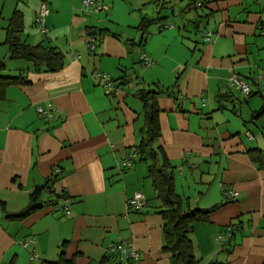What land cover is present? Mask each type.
<instances>
[{
  "label": "crops",
  "instance_id": "0c3cea01",
  "mask_svg": "<svg viewBox=\"0 0 264 264\" xmlns=\"http://www.w3.org/2000/svg\"><path fill=\"white\" fill-rule=\"evenodd\" d=\"M41 1L0 0L3 74L24 81L8 85L0 100V264H46L62 251L75 264H118L109 248L119 240L139 253L124 264H172L153 160L136 153L145 125L138 90L156 84L174 93L158 97L154 148L173 167L185 206L217 207L188 234L196 264H264V167L248 154L264 151V0H204L197 11L191 0H96L106 12H91L83 0H45L51 43L36 27ZM16 11L19 38L62 51L61 70L36 71L10 57L7 27ZM159 15L143 36L142 22ZM144 53L154 60L149 68L140 64ZM233 74L251 95L228 84ZM108 77L117 80L114 96L104 89ZM49 104L51 118L37 110ZM54 172L53 187L69 195L71 212L64 198L45 193L47 206L11 217ZM136 192L147 200L140 211L128 208Z\"/></svg>",
  "mask_w": 264,
  "mask_h": 264
},
{
  "label": "trees",
  "instance_id": "16d2710c",
  "mask_svg": "<svg viewBox=\"0 0 264 264\" xmlns=\"http://www.w3.org/2000/svg\"><path fill=\"white\" fill-rule=\"evenodd\" d=\"M205 5L206 2L204 0H191L188 7L192 10L197 11L198 9L204 8ZM162 19H164V17H161L159 15L152 20L143 21L140 25L142 35L145 36L149 31V27L154 23L161 22ZM22 27V15L19 13V11H16L12 18L9 20V25L7 27L6 43L9 46L10 57L13 59H23L32 63L36 71L45 70L50 72H56L61 70L65 66L66 55L62 51L58 50L56 47L51 46L47 43L30 45L22 41L19 38ZM163 28H165V25H163L160 29ZM90 34L91 36H93L92 33ZM202 38L204 39L203 34ZM140 64L143 67L146 66V63L142 58L140 59ZM153 64L154 63H152L151 65ZM5 70V62L3 60H0V100L4 98L5 91L8 85L24 82L21 75H4L3 72ZM101 74L103 75L102 72ZM110 80L115 86L116 91H113L107 95L114 96L118 92V84L116 79L111 78ZM173 93V89H163L157 84L155 88H149L146 86L138 90V95L143 101L145 107V125L141 131L142 140L140 145L138 146L136 153L138 154V158H140V160L147 158V154H149L151 156V159L153 160V164L150 166V172L153 177L155 189L157 191V198L160 201L159 207L162 208L160 212L164 215V218L166 219V245L164 246V250L171 254L172 264H196L193 245L188 234L193 229V224L196 221L208 220L210 213L214 211L217 207L205 209L198 207L192 208L190 205L185 206L181 196L177 193L175 188L174 175L172 171L173 167L166 160L164 154H159V152H161V146H157L158 150L157 148H154L156 140H158V138L160 137V108L158 105V97L159 95L172 96ZM51 113L52 116H54V111L52 109ZM40 114H43L47 117V115L44 113ZM248 154L254 163L258 164L260 167H264V151L262 149H249ZM57 175L58 173L54 172L52 177L44 186L36 187V189L31 195L28 207H26L24 210L20 211L15 215H11V217L15 219H23L34 213L38 208H43L47 206L46 201H44L43 199L45 193H49L51 195L56 194L57 196L64 199L70 198L64 190L57 193L55 188L53 187L54 182L57 180ZM111 251L119 259L118 264L129 263L132 260L138 259L130 258L125 262L121 259V255L119 252L113 250ZM107 261L108 260H106V262ZM46 264L75 263L73 259H66L64 252L62 251L58 260L47 261ZM111 264H114V262H112Z\"/></svg>",
  "mask_w": 264,
  "mask_h": 264
},
{
  "label": "built area",
  "instance_id": "2783aa9c",
  "mask_svg": "<svg viewBox=\"0 0 264 264\" xmlns=\"http://www.w3.org/2000/svg\"><path fill=\"white\" fill-rule=\"evenodd\" d=\"M83 5L84 6L92 5L93 9L95 10H101L103 8H106L105 5H102L100 1H96V0H83ZM50 13H51V10H50L48 2L43 0L41 2L40 8L37 14L36 24L39 26L41 32L45 35H49L50 33V29L47 26V22H48L47 19ZM202 34L206 41L214 43V40L211 38L212 31L207 30V31L202 32ZM89 47L91 49H94L95 47V43L92 39L89 42ZM141 58L145 61L147 66L154 63V60L152 59V57L147 53L142 54ZM101 75H102L101 72L97 73V76H101ZM229 84L230 86L234 87L237 91H240L241 93L245 95H250L252 93L250 84L242 76L238 74H233L230 76ZM104 89H105L106 94L116 91V88L111 82L110 78H108L106 82L104 83ZM51 108H52V105L49 104L48 107L39 106L37 110L40 113L46 114L47 117H52ZM124 165L126 167L130 166L131 160L126 161ZM228 192L231 196L238 195V192L235 190H229ZM65 202H66V205H65L66 212L70 213L71 212V208H70L71 200L69 198H65ZM146 205H147V200L143 192H136L135 195L128 200V208L130 209L141 210ZM219 238H221V236ZM24 245H28V243L24 242ZM110 249L113 251L119 252L121 255V259L125 262L130 258L139 257V253L136 250L128 248L121 240H119L118 242L111 243ZM33 256L34 258L36 257L35 255Z\"/></svg>",
  "mask_w": 264,
  "mask_h": 264
},
{
  "label": "rangeland",
  "instance_id": "374dc122",
  "mask_svg": "<svg viewBox=\"0 0 264 264\" xmlns=\"http://www.w3.org/2000/svg\"><path fill=\"white\" fill-rule=\"evenodd\" d=\"M42 2V1H41ZM101 3H102V5H105L106 6V8H103V9H101V10H95V9H93V6L91 5V6H84L86 9H89L91 12H106L107 11V4L105 3V2H103V1H100ZM40 5H41V3H40ZM49 7H50V5H49ZM40 8V7H39ZM38 11H39V9H38ZM48 20V19H47ZM47 26L49 27V29L51 30V27H50V25H49V23L47 22ZM36 27H37V29L41 32V30H40V28H39V26L36 24ZM204 31H207V30H204ZM204 31H202V32H204ZM42 33V32H41ZM42 35H44L45 36V39L46 40H44V41H46L47 43H51V31H50V33H49V35H45V34H43L42 33ZM89 47V46H88ZM152 66V65H151ZM151 66H145L146 68H149V67H151ZM109 78V77H108ZM230 78V77H229ZM229 78H228V84H229ZM230 85V84H229ZM232 87V86H231ZM232 88H234V87H232ZM235 89V88H234ZM110 96V95H109Z\"/></svg>",
  "mask_w": 264,
  "mask_h": 264
}]
</instances>
